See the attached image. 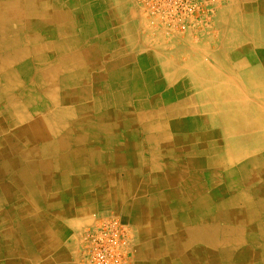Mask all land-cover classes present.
<instances>
[{
    "label": "crops",
    "instance_id": "1",
    "mask_svg": "<svg viewBox=\"0 0 264 264\" xmlns=\"http://www.w3.org/2000/svg\"><path fill=\"white\" fill-rule=\"evenodd\" d=\"M246 2L255 7L258 0H235L236 15L230 12V0L229 6L220 8L206 22L202 40H195L191 33L156 27L163 28L160 32L149 26L139 0L38 1L55 10L65 8L68 25L73 27L69 38L81 37L84 47L97 45L101 62L96 71H105L108 78L104 82L117 99L111 133L138 135L134 142L117 138L112 146L73 148L84 151L79 161L52 164V172L62 168L63 174L52 176L42 171L41 176L37 173L38 177L15 184L0 179V194L7 199V206L0 208V264H81L85 231L112 215L119 217L128 231V264H194L184 256L194 250L195 243L169 240L177 228L172 223L167 234L166 227L169 213L178 216L192 211L193 206L184 207L182 196L172 193L165 155L161 149H152L146 137L166 131L180 136L204 132L212 136L205 142L219 148L218 154L245 149L242 139L247 130L235 134L225 117L249 121L264 113V15L246 9ZM214 28L219 31L214 33ZM125 120L128 125L134 123L124 127ZM179 121L181 126L166 130ZM153 122L160 124L161 130L146 128ZM74 131L83 133L80 128ZM28 145L35 147L36 143ZM213 152L207 154L211 163L216 157ZM91 153L112 157L96 161ZM188 157L185 181H194V175L205 170L198 167L195 155ZM226 161L221 165L225 171L234 166ZM201 179L213 180L208 175ZM7 184L9 188L3 186Z\"/></svg>",
    "mask_w": 264,
    "mask_h": 264
},
{
    "label": "bare ground",
    "instance_id": "2",
    "mask_svg": "<svg viewBox=\"0 0 264 264\" xmlns=\"http://www.w3.org/2000/svg\"><path fill=\"white\" fill-rule=\"evenodd\" d=\"M38 1L0 0V160L4 158V163L0 164V179L14 184L34 179L42 171L52 176L65 173L62 168L54 173L51 167L54 162L63 165L64 160L79 161L84 151L73 148L83 149V145L89 148L91 144L112 146L117 138L120 142L122 138L134 142L138 135L137 132L111 133L115 126L113 104L117 99L104 82L108 78L105 71H96L101 62L97 45L84 47L81 37L69 38L73 27L70 29L68 25L65 8L60 6L55 10ZM232 1L230 12L236 15L235 0ZM245 8L256 9L264 15V0H258L255 7L248 3ZM160 26L164 27H157ZM239 118L231 116L225 120L231 122L235 134L247 130L242 139L245 149L224 155L218 154L219 148L205 142L212 136L204 132L180 136L173 133L176 131H166L152 133L145 140L152 149L163 151L167 160L165 174L170 176L172 193L182 196L184 207L193 206L192 211L178 216L169 213L166 227L167 234L171 233L172 223L177 228L168 236L169 240L176 239L184 245L195 243L194 250L184 256L194 264H264V113L256 114L249 121ZM129 120L121 125L127 127L134 123L133 120L128 125ZM179 123L173 122L166 130ZM159 125L153 122L146 128L160 129ZM76 128L83 133L75 132ZM33 142L35 147L28 145ZM67 148L73 150L60 154ZM213 151L216 157L211 163L207 154ZM191 154L196 156L198 167L205 171L194 175V181H185ZM90 157L99 161L111 160L112 156L91 153ZM226 160L234 164L227 171L221 169ZM205 175L213 180L203 181L201 178ZM8 184L3 186L9 188ZM6 200L0 194V208L7 206Z\"/></svg>",
    "mask_w": 264,
    "mask_h": 264
},
{
    "label": "built area",
    "instance_id": "3",
    "mask_svg": "<svg viewBox=\"0 0 264 264\" xmlns=\"http://www.w3.org/2000/svg\"><path fill=\"white\" fill-rule=\"evenodd\" d=\"M215 0H141L153 26L162 25L177 31L194 28L210 14ZM84 264H128V231L116 215L101 220L84 237Z\"/></svg>",
    "mask_w": 264,
    "mask_h": 264
},
{
    "label": "rangeland",
    "instance_id": "4",
    "mask_svg": "<svg viewBox=\"0 0 264 264\" xmlns=\"http://www.w3.org/2000/svg\"><path fill=\"white\" fill-rule=\"evenodd\" d=\"M140 2V5H141V8H142V13L144 12L143 10V6H142V2L141 0H139ZM230 4V0H215L213 1V5H212V10H210V14H208V16L204 17L202 20H200V22L194 27V28H190L186 31H177L181 34H187V33H191L190 35L193 37V39L195 40H202V33L204 31V26L205 24L208 23V21L210 22L211 18L213 17V15L221 8H225L227 6H229ZM216 8V9H215ZM143 15L145 16V19L147 20V23L149 26H151L152 28L156 29L157 26H153L148 18L146 17L145 13H143ZM207 22V23H206ZM165 28V26H164ZM163 28H157L156 30H159L161 32ZM175 30V29H174ZM217 31H219V28H214L213 32L214 33H217ZM167 35V34H166ZM87 232V230L85 231V233ZM85 237V234L83 236V240H82V246H81V264H84L83 262V247H84V238Z\"/></svg>",
    "mask_w": 264,
    "mask_h": 264
}]
</instances>
